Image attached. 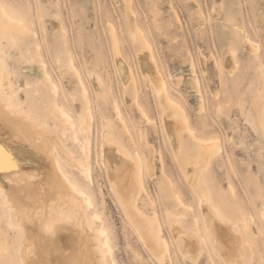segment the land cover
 <instances>
[{"label":"rangeland","instance_id":"obj_1","mask_svg":"<svg viewBox=\"0 0 264 264\" xmlns=\"http://www.w3.org/2000/svg\"><path fill=\"white\" fill-rule=\"evenodd\" d=\"M0 3L20 6L9 7L7 11L21 19L31 32L30 36L13 32L14 39L19 36L21 47L13 49L14 58L3 60L1 67L16 92L15 99L25 110L41 116L45 108L41 99L50 100L44 88V68L58 86L57 102L77 123L75 101L83 103L84 99L74 71L68 67V57L80 72L94 115L92 180L77 172L73 178L91 193L98 206L116 264H137V257L151 264L153 257L125 215L100 164L94 139L103 130L105 119L111 121L118 140L130 151L137 147L144 158V141L153 149L155 175L143 173L145 188L141 195H146L147 204L143 206L141 199L138 203L160 225V234L170 246L168 264H184L187 255L178 246L169 216H184L194 203L195 214H187L190 223L198 218L202 227L201 192L211 207L229 214L244 210L250 220L256 217L248 235L256 244L255 259L259 264L264 253V240L259 238L264 225L257 212L259 184L264 182V167L260 164L264 150V128H261L264 43L257 24L264 23L260 18L264 0H0ZM240 29L244 30L243 35ZM112 31L120 55L130 68L126 82L115 64ZM249 39L252 42L246 44ZM143 40L151 46L169 94L182 105L190 128L197 132L193 139L183 130L178 148L171 144L162 124L164 100L139 67ZM0 41L5 48L10 44L1 37ZM253 45L259 47L255 50ZM229 55L233 59L228 66ZM91 71L100 75L109 90V102L116 101L119 105L126 134L111 104L97 97L89 77ZM169 75L178 80L177 85ZM70 132L64 141L81 158L79 143ZM200 137L218 140L219 149L199 166V185L194 187L185 175V167L199 160ZM185 193L187 199L171 198L183 197ZM5 216L4 208L0 207V218ZM180 227L186 232L181 224ZM0 229L7 231L2 220ZM220 231L223 233L224 228ZM211 247L209 242L204 249L201 257L204 264H210ZM213 255L219 259L218 252ZM248 256L251 258L252 253ZM107 262L110 263L109 256Z\"/></svg>","mask_w":264,"mask_h":264},{"label":"bare ground","instance_id":"obj_2","mask_svg":"<svg viewBox=\"0 0 264 264\" xmlns=\"http://www.w3.org/2000/svg\"><path fill=\"white\" fill-rule=\"evenodd\" d=\"M20 22L23 21L10 14L7 10L0 12V37L10 43L14 39V31L21 34ZM23 24L30 30L24 22ZM111 33L115 64L124 82H126L130 78V68L120 55L117 39H115L113 31ZM150 50L151 46L146 40H143L142 49L138 54L139 67L142 74L148 78L156 94L162 96L164 100L165 104L161 105L162 124L167 138L173 146L178 148L181 132L192 129L182 105L169 94L166 78L158 69V64L155 63L156 60ZM232 59L229 55L226 58L228 63L226 65H231ZM67 64L74 71L84 99L83 103L75 101L79 120L77 123L72 120L71 114L69 115L57 102L58 86L44 68L42 70L44 88L49 93L50 100L45 102L41 99V102L45 103L44 111L41 116H35L25 110L20 101L15 99L16 92L12 83L8 76H5L7 73L3 74L2 70H4V67L3 69L0 67V164L7 168L8 156L10 155L21 166L19 171H9L8 174H4V168H0V180L3 181V183H0V188H4L6 193L13 196L20 190L19 185L26 178L27 186L41 198V207L55 204L52 209L53 213L76 211L78 208L77 201L83 200V197H78V192L84 190L85 195L93 201V210L87 215L81 211L79 219L75 222L62 224L55 240L57 244L64 248L65 252L71 253L69 258H73L83 250L84 255L91 254L97 264H101L104 258L97 255L95 249L98 246H102L105 241L110 244L108 229L102 216L97 211L91 193L86 188L79 186L73 178V173L77 172L88 181L92 180L90 158L91 137L94 138L92 126L94 115L91 111L87 89L81 79L78 68L75 67L70 57L67 58ZM3 65L4 62L2 63ZM169 76L170 80L177 85L178 80L171 75ZM89 77L97 97L106 103L109 102V90L106 89L100 75L95 71H91ZM109 103L116 117L121 121V128L126 134L128 130L123 121L119 105L116 101H110ZM113 127L109 119L104 120L103 130L94 139L98 145L97 155L125 215L134 226L136 232L141 234L138 235L140 240L141 236L144 237V241L142 242L141 240L142 244L145 246V243H147L149 249H151L156 234L159 235L162 241H166L160 234V225L156 217L144 212L138 203L141 199L143 206L147 204L146 195L143 197L141 195L145 188L143 173L147 171L149 174L155 175L153 149L144 141V158L137 147L130 151L118 140ZM69 130H71L70 134L74 141L76 140L79 143L82 153L81 158L77 157L64 141ZM55 132H58L57 137ZM201 139L198 141L199 160L195 164L190 163L185 167V175L194 187L199 185V166L205 163L219 149V145L215 146L214 149L213 145L207 143L208 140L216 139L212 137ZM129 140H132L131 135ZM9 181H16V183H9ZM74 187L77 190L75 192L73 191ZM202 200L203 203H201ZM0 203L2 204V202ZM199 206L203 213V219L204 215L213 214V208H217L211 207L207 196L202 192ZM4 212L6 215L7 210L5 208ZM96 215H99L101 219L93 220L92 217ZM169 221L181 252L184 255H188L194 245L196 250L199 251V241L194 240L192 236L181 229L177 217L170 215ZM38 223L39 221H37ZM101 231L106 232L107 235L100 236ZM227 232L228 229L224 227V232L221 235H226ZM0 233H3L2 229H0ZM109 258V264H113V262L116 264L112 252ZM56 259L62 258L53 256V260L55 261Z\"/></svg>","mask_w":264,"mask_h":264},{"label":"snow or ice","instance_id":"obj_3","mask_svg":"<svg viewBox=\"0 0 264 264\" xmlns=\"http://www.w3.org/2000/svg\"><path fill=\"white\" fill-rule=\"evenodd\" d=\"M9 7L20 6L0 3V12L6 11ZM28 7L30 8L31 6ZM213 10L215 11V8ZM43 14L44 10H41V16ZM260 18L264 20V8L260 10ZM257 27L261 29L260 40L264 43V23L258 22ZM20 28L21 34L31 35L30 30L24 26L23 22H20ZM240 32L242 35L244 34L243 29H240ZM251 42L250 39L245 41L246 44ZM17 47H21L19 36L16 39H12L7 48L0 41V67H2L3 60L14 58L13 49ZM253 47L259 46L253 45ZM235 55L236 53L233 52V56ZM261 63L264 65V59L261 60ZM9 71L11 72V69ZM261 103L264 104V93L261 94ZM253 127L255 129V125ZM261 128H264V117L261 118ZM187 134L195 139L197 132L188 130ZM207 143L213 145L215 149L219 141L208 140ZM260 164L264 167V150L260 154ZM20 167V164L10 155L8 156L7 168L0 164V168H4V174H8L9 171H19ZM0 183H3V181L0 180ZM9 183H16V181H9ZM19 189L15 195L10 196L4 188H0V202H2L0 207L7 210L6 216L0 218L7 229L6 232L0 233V264H97L91 254L84 255L83 250L73 258H69L71 253L65 252L64 248L57 244L55 240L62 224L75 222L79 219L81 211L87 215L93 210V201L85 195L84 190L78 192V197H83V200L77 201L78 208L76 211L53 213L52 209L55 204L41 207V198L27 186L26 178L20 183ZM259 189L260 196L257 212L259 221L264 225V182L259 184ZM73 191H77L75 187ZM171 198L179 201L188 197L187 193H185L183 197L176 195ZM201 203H203V200ZM255 203L253 201L254 207ZM96 208L98 210V206ZM187 213L195 214L194 203L190 209H186V214L177 217V220L185 228L186 234L199 241L200 249L197 251L194 245L191 249V255H185L184 264H204V260L201 257L209 242L212 245L209 250L210 264H257L255 259L256 244L248 235L250 225L256 222L255 216L250 220L247 211L242 210L238 213L229 214L227 211L217 207L213 208V214L204 215V223L201 227L198 218L194 223H190L191 217ZM92 219L100 220L101 217L96 215ZM37 221H39L38 224ZM224 227L228 229V232L222 236L220 229ZM105 235H107L106 232H100V236ZM137 235L141 234L138 232ZM259 238L264 240V231L260 232ZM141 240L142 242L144 241L143 236H141ZM145 249H148L149 254L153 257L151 264H168L170 246L166 241H162L158 234L155 235L151 249H149L147 243H145ZM214 251L218 252L219 259L213 255ZM111 252L112 249L107 241L95 249V253L104 258L101 264H107V259ZM249 252L252 253L251 258L248 256ZM53 256L62 259L54 261ZM137 264H147V262L137 257ZM259 264H264V253L261 254Z\"/></svg>","mask_w":264,"mask_h":264}]
</instances>
